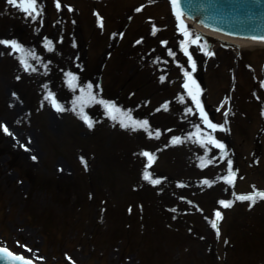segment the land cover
Segmentation results:
<instances>
[{"label": "rangeland", "instance_id": "374dc122", "mask_svg": "<svg viewBox=\"0 0 264 264\" xmlns=\"http://www.w3.org/2000/svg\"><path fill=\"white\" fill-rule=\"evenodd\" d=\"M56 3L37 0V16L0 0V40L35 56L26 70L0 44V244L41 264H264V199H236L264 192V46L211 48L190 28L201 38L190 60L166 0ZM185 73L216 131L197 118ZM96 155L108 164L88 165ZM11 160L66 192L34 191ZM41 211L52 243L33 222Z\"/></svg>", "mask_w": 264, "mask_h": 264}, {"label": "snow or ice", "instance_id": "6c2138e0", "mask_svg": "<svg viewBox=\"0 0 264 264\" xmlns=\"http://www.w3.org/2000/svg\"><path fill=\"white\" fill-rule=\"evenodd\" d=\"M8 3L12 4L15 7L20 8L21 10L25 11L26 13H28V15H33V13H35V15L39 16L41 14V11H42V8L40 6H38V4H37V0H8ZM173 4H175V0H173ZM56 7H57V9L60 8L59 0H57ZM69 10L71 11V9H69ZM101 26H102V21H101ZM181 30L184 32V36H185V41L182 43V49H183V51L185 52L186 55H189V59L191 60V55L188 53V49H187L186 45L188 43H193V44L198 43L201 38L197 35L195 39H192V34L189 33L184 28L182 23H181ZM154 32H155V29H154ZM48 43H49V45L51 44L50 41ZM0 44H5L6 46L11 47L14 52L22 53V56L20 58L21 59V63L24 64L26 70L31 67V65H29L27 63L26 57L27 56H32L33 58H35L34 53L25 52L23 47L20 44L16 43L14 40L11 41V42L10 41H6V40H0ZM169 54L172 55L171 52ZM207 54L211 55L212 53H207ZM192 68H193V71H194L195 70V63L192 64ZM32 70L34 71L35 69H32ZM185 75L188 76V79L191 82V84L193 86H195L196 89H197L196 94H193L192 90L189 89V95L192 96L193 100L196 102L197 106L199 107L200 106V101L198 99L199 86L196 85V82L191 79L190 74L185 73ZM72 79L74 80L75 77H72ZM184 86H185V88H189V84L188 83H186ZM89 88H91V85H89ZM53 104L56 107L57 111H63V108L61 106L55 104L54 100H53ZM105 106L107 108H109L110 110L114 108L113 105H105ZM116 111L118 112L119 110L116 109ZM189 111H191V109H189ZM200 111L202 113V117H203L205 123L207 124V126L210 127L213 131H215L217 129V125L214 124V123H211L208 120L207 115L203 114V108L202 107L200 108ZM225 115H227V113H225ZM81 118L85 121V123L88 125L89 128H91L93 126L92 121H90L88 119L87 115L83 114L82 110H81ZM112 118L113 119H117V117L115 115H113ZM128 119L130 120L131 117L128 116ZM120 123H121L122 127H132L133 130H135L137 127H143L145 129H147V121H144L142 123L133 121L131 124H128V123H125L123 120H121ZM0 127H3V130L5 132L8 131L6 126H0ZM222 127L223 126H221V128ZM156 135L159 136V133H156ZM172 143H174V144L175 143H180V140L178 138H174ZM208 143L215 144V146L220 148V149L224 148L223 144L216 142L211 137L208 138ZM142 154L145 157H147V159H148V167H151V164L154 162V155L150 154L148 152H144ZM33 159H36V158L33 157ZM144 179L151 180V175L147 171H145V173H144ZM224 180H225L226 183H229V184H233L234 183L235 172L232 171L230 162H229V175L227 177H224ZM151 182L154 183V184L159 183L158 180H151ZM204 183L207 184L209 182L208 181H204ZM257 198L264 199V192H259V191H255L254 190V192L252 194H250V195H243V196H237L236 197V199H238V200H249L252 203H255ZM231 203H232L231 201H227V202L223 201V200L220 201V204L223 207H225V208L231 207ZM215 217H216V219L211 222V226L214 229H217V234L219 235L218 221L220 219H222L221 213L220 212H216L215 213ZM0 251L6 252L7 250H0ZM8 256L11 257L14 260L22 261V264H31L30 261L24 260V258L21 257V256L12 257L11 253H8Z\"/></svg>", "mask_w": 264, "mask_h": 264}, {"label": "water", "instance_id": "95a60500", "mask_svg": "<svg viewBox=\"0 0 264 264\" xmlns=\"http://www.w3.org/2000/svg\"><path fill=\"white\" fill-rule=\"evenodd\" d=\"M192 4L193 9L199 11H202L204 7L208 9L210 4L218 7V9L231 10L221 20L215 19V17L210 16L208 13L203 15L202 13L198 14L201 16L200 21L211 25L215 24V27L222 31L239 34V36H256V34L264 33V0H192L188 2L187 7ZM217 12H221V10ZM196 18L199 17L196 16ZM212 19L215 22H210ZM232 29L237 32L231 31ZM241 42L254 43L244 40H241ZM0 264H22V262L14 260L3 251H0Z\"/></svg>", "mask_w": 264, "mask_h": 264}, {"label": "bare ground", "instance_id": "6f19581e", "mask_svg": "<svg viewBox=\"0 0 264 264\" xmlns=\"http://www.w3.org/2000/svg\"><path fill=\"white\" fill-rule=\"evenodd\" d=\"M194 28H195L194 30L200 35L201 34L207 35V36L213 37V38H215V39H217L219 41H224V42L229 43L231 45V48L236 50V51L237 50L239 51V49H241L242 47L264 46V44L241 42V40H238V39H233V38L221 36L219 34H214V33L210 32L208 30L198 28L197 26H195ZM22 145H24V144H22ZM27 150L30 151L28 146H27ZM30 157L32 159H33V157H35L36 159L38 158V156L36 157L34 154H31Z\"/></svg>", "mask_w": 264, "mask_h": 264}]
</instances>
